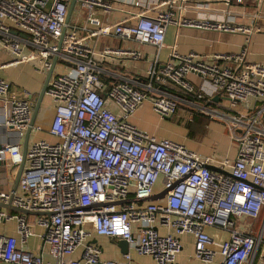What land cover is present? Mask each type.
<instances>
[{
	"label": "built area",
	"instance_id": "1",
	"mask_svg": "<svg viewBox=\"0 0 264 264\" xmlns=\"http://www.w3.org/2000/svg\"><path fill=\"white\" fill-rule=\"evenodd\" d=\"M71 1L0 0V51L40 72L55 61L45 92L54 108L50 139L29 143L17 189L0 191L1 204L30 213L0 208V224L14 220L17 234L0 235V262L116 264L100 260L93 233L125 241L155 264L175 263L184 234L199 261L212 263L218 249L221 264H248L264 240L237 230L234 220L264 211V83L258 74L248 79L247 46L203 59L166 46L165 34L170 27L252 31L199 25L183 15L188 0H79L82 23H72ZM138 64L145 67L131 79L115 72ZM0 102V161L8 154L18 166L25 132L43 129L30 125L32 105L2 78ZM145 102L161 120L182 108L186 123L195 115L220 122L234 159L199 156L138 130L130 118ZM157 185L168 189L162 201L152 200ZM33 228L51 262L24 249ZM207 228L227 231L228 240L214 242Z\"/></svg>",
	"mask_w": 264,
	"mask_h": 264
},
{
	"label": "crops",
	"instance_id": "2",
	"mask_svg": "<svg viewBox=\"0 0 264 264\" xmlns=\"http://www.w3.org/2000/svg\"><path fill=\"white\" fill-rule=\"evenodd\" d=\"M78 13L80 14L79 0L76 1L72 9L69 22L82 23V19L79 18ZM183 15L199 25L207 23L231 24L233 26L250 29L252 34L248 35L241 32L229 33L218 30H207L201 27H170L165 34L166 46L169 47L174 45L180 54L193 52L201 56L203 59L212 57L216 54H238L247 46L248 53L246 60L253 69V75H247L249 76L248 79L253 80L257 77L256 74H258L260 81L264 83L263 0H230L228 4H226L224 0H188L186 3V11ZM246 40H249V42H246ZM112 44L117 45V42ZM144 67V64H138L135 68L117 69L115 72L121 77L131 79L136 76L138 71L144 69ZM46 76V72L36 70L32 63H14L13 58L9 54L0 51V78L11 82L14 87L20 91V94H22V96H24L32 105V111L36 104L37 97L41 92ZM1 110L2 103L0 102V124ZM143 111L150 112L154 123H146L144 125L141 122L140 118ZM53 116L54 108L52 101L45 94L33 125L40 126L43 129L42 132L46 135V138H49L46 130L49 127ZM177 116L180 117L179 115ZM170 120H173V118ZM164 121L165 120H161L152 112L151 106L148 102L142 104V106L130 118V122L145 134L158 139H171L184 145L188 150L195 152L199 156H215L217 158L224 157L230 160L234 159V146L225 132V127L220 122L210 120L205 116L195 115L190 130H193V132H199L201 136L199 135V137L193 141L187 137L186 130L177 125V122L173 123V125L179 128H175V126L172 125L170 126ZM183 130L185 131L183 132ZM213 132H216V136L211 135ZM32 133L34 134L37 132L30 131L28 145L32 142ZM169 136H175L179 141L170 138ZM219 137L224 139L226 143H220L218 141ZM24 138L25 136H23L19 142V152L21 156L24 147ZM185 144H187L188 147ZM20 165H10L8 154L3 161H0V191L6 193L13 192ZM160 193V187L157 185L152 200L162 201V199H158ZM234 223L237 230L255 237L261 236L262 240H264V211L260 213L257 219L242 217L234 220ZM37 229L38 228H33V233L35 235L27 240L24 249L29 250L34 255H41L45 262H51V259L46 254L45 250L41 249L42 241L38 237L40 230L38 229L39 233H37ZM158 231L161 234H165L167 229L158 228ZM205 232L216 243L227 241L229 238V233L227 231L218 228H207L205 229ZM0 235L17 236L16 222L12 220L5 224H0ZM89 239L90 243L99 247L101 250V261H114L116 264H155L150 256L139 255L129 246L123 250L119 247L118 241L112 238L97 236L92 233ZM179 239L181 242V250L176 256L174 264H207L194 258L192 236L184 234L180 236ZM124 254H129L130 261L127 262L123 258ZM78 255L79 252L73 257L77 258ZM221 262L222 257L220 256L218 249H216L213 261L209 264H221ZM0 264L5 263L0 262ZM248 264H264V245L261 244L257 247Z\"/></svg>",
	"mask_w": 264,
	"mask_h": 264
},
{
	"label": "water",
	"instance_id": "3",
	"mask_svg": "<svg viewBox=\"0 0 264 264\" xmlns=\"http://www.w3.org/2000/svg\"><path fill=\"white\" fill-rule=\"evenodd\" d=\"M76 1L77 0H72L71 1V4H70V6L68 8L67 21L69 20L70 14L72 12V9H73ZM54 63H55V61L52 64V68L47 73V76H46V79L44 81V84H43V87L41 89V92L39 93V96L37 97L36 104H35V106L33 108V111H32V117H31V123H30V125H33L34 119L36 117V114L39 111L41 101H42V99H43V97L45 95V92H46V87L48 85V82H49L50 77H51L52 72H53ZM214 100L216 101L217 98H215ZM29 134H30V128L25 132V135H24L25 138H24V147H23V150H22V163L20 165V169H19V172H18V176H17V180H16V183H15L13 192L16 190L17 185H18V181H19V179H20V177L22 175V172L24 170V166H25V156H26V151H27L28 136H29ZM205 167L208 168L209 170L213 171V172L223 173L221 170H219V169H217L215 167H212V166H205ZM167 191H168V189L161 191L160 195L158 196V199H163ZM0 208L8 209V210H10L12 212H16V213L23 214V215H30V213L27 212V211H25V210H21V209H18V208H15V207L11 206V203L10 202H8L7 204H1L0 203ZM118 245H119L120 248H122L124 250V248H127L128 243L125 242V241H118Z\"/></svg>",
	"mask_w": 264,
	"mask_h": 264
},
{
	"label": "rangeland",
	"instance_id": "4",
	"mask_svg": "<svg viewBox=\"0 0 264 264\" xmlns=\"http://www.w3.org/2000/svg\"><path fill=\"white\" fill-rule=\"evenodd\" d=\"M189 113L188 112H186L185 110H182V109H179L178 110V113H177V115H179L180 117H178L177 115L173 118V120H165L164 122H166V123H168L170 126L172 125V126H175V125H173V123H175V122H177L178 124L177 125H179L180 127H183L185 130H183V132L185 131L186 132V134H187V137L190 139V140H193V141H195V139H197L198 137H199V135H200V133L199 132H193V130L191 131L190 129H191V126H192V124L193 123H186V119H185V116H187ZM140 120H141V122L145 125L146 123L147 124H152V123H154V120L151 118V114H150V112H142V116H141V118H140ZM178 120V121H177ZM150 126V125H149ZM175 128H179V127H176L175 126ZM225 132H226V134H227V131H226V129H225ZM211 135L212 136H216V132H213V133H211ZM201 136V135H200ZM227 136H228V134H227ZM170 138H173V139H175V140H177V141H179L178 140V138H176L175 136H169ZM31 138H32V141H34V140H41V139H43V140H48L49 138H46V135L42 132V131H40V133L39 132H37V133H32L31 134ZM229 138V137H228ZM220 143H226V141L224 140V139H221L220 137H219V140H218ZM187 147H188V145L187 144H185ZM37 231V233H39V230L37 229L36 230Z\"/></svg>",
	"mask_w": 264,
	"mask_h": 264
}]
</instances>
